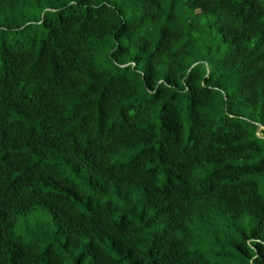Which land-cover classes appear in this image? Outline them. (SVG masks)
<instances>
[{"label": "trees", "instance_id": "trees-1", "mask_svg": "<svg viewBox=\"0 0 264 264\" xmlns=\"http://www.w3.org/2000/svg\"><path fill=\"white\" fill-rule=\"evenodd\" d=\"M0 264H264V0H0Z\"/></svg>", "mask_w": 264, "mask_h": 264}, {"label": "rangeland", "instance_id": "rangeland-1", "mask_svg": "<svg viewBox=\"0 0 264 264\" xmlns=\"http://www.w3.org/2000/svg\"><path fill=\"white\" fill-rule=\"evenodd\" d=\"M184 129L187 131V125L184 123ZM162 181V176L159 177ZM55 227L50 213L40 204L35 205L33 210L24 216L16 218L15 232L26 240L36 241L40 246L53 241ZM58 242L62 237L57 238ZM78 253V250H74Z\"/></svg>", "mask_w": 264, "mask_h": 264}]
</instances>
